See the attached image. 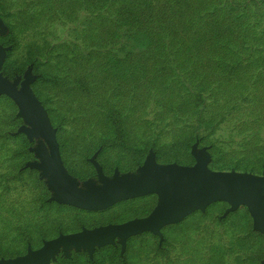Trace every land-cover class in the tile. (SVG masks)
<instances>
[{
  "label": "rangeland",
  "instance_id": "1",
  "mask_svg": "<svg viewBox=\"0 0 264 264\" xmlns=\"http://www.w3.org/2000/svg\"><path fill=\"white\" fill-rule=\"evenodd\" d=\"M190 1L194 26L196 14L203 12L202 26L215 12L243 30L234 24L209 50L204 31L199 40L187 25L171 30L161 6L154 21L134 26L149 0H0V44L8 49L2 72L19 88L29 81L46 103L65 167L86 196L103 185L98 165L109 178L141 181L148 161L156 174L195 170V150L208 154L213 170L264 174V0ZM220 44H232V52ZM12 101L17 128L13 104L0 100V261L61 235L169 211L172 200L201 191L133 197L99 212L62 202L53 173L28 165L42 161L36 149H50L20 132L25 119ZM112 114L125 126L120 145L105 143L114 134ZM20 134L34 144L28 148ZM42 264H264V227L245 204L232 210L220 200L160 234L93 248L74 243Z\"/></svg>",
  "mask_w": 264,
  "mask_h": 264
},
{
  "label": "water",
  "instance_id": "2",
  "mask_svg": "<svg viewBox=\"0 0 264 264\" xmlns=\"http://www.w3.org/2000/svg\"><path fill=\"white\" fill-rule=\"evenodd\" d=\"M7 56L8 49L0 44V96L10 97L20 107V116L26 123L20 132H25L30 139L43 138L48 144L49 152L36 149V153L43 157L42 161L29 163V166L45 174L53 173L51 184L60 196L58 198L60 201L73 203L86 211L99 212L133 197L167 195L190 189L201 191L194 192L187 202L172 200L169 211L161 210L151 217L61 235L26 257L3 260L0 264H42L49 261L60 248L69 247L74 243H82L88 248H93L95 245L113 243L118 238L126 241L131 236L147 231L160 234L165 227L179 224L194 212L205 210L220 200L228 201L232 205V210L245 204L255 224L264 227V174L213 170L208 154H200L198 150L194 153L197 158L195 170L185 171L172 167L168 171L156 174L151 162L148 161L144 168V179L141 181L109 178L98 165L103 185L96 188L92 195L86 196L65 167L58 131L48 109L32 91L30 82L26 81L19 88L17 83H12L4 76L2 69Z\"/></svg>",
  "mask_w": 264,
  "mask_h": 264
},
{
  "label": "trees",
  "instance_id": "3",
  "mask_svg": "<svg viewBox=\"0 0 264 264\" xmlns=\"http://www.w3.org/2000/svg\"><path fill=\"white\" fill-rule=\"evenodd\" d=\"M158 6H161L164 8V15L166 16L167 20H169L170 23H172V25H173L171 30H173L174 29L173 27L177 24H178L179 30H180V27L184 28L185 25H187V27L184 29V31L189 32L188 35H191L193 33H197L198 35L195 38H197L199 40L202 38V32L201 31H204L205 36L206 37L208 36V41H211V42H209V45H208L209 50L214 49V48H211L212 46H216L215 45L216 38L219 39V37H221L222 34L225 33L226 35H228L227 31L230 32V30H232V31L234 30V27H233L234 24L243 30V24L240 21H237V23L231 24L232 17L230 20L227 19L231 15L226 16V18L223 19V20L227 19L228 21H223L215 14V12H211L209 14L210 19H207V22H205L202 26H201L200 20L203 17V12H199L198 14H196V15H199L196 18L197 26H194V23H193L194 20H192L190 22V21H188V19L191 15L195 16L193 14V11L195 10L196 5L194 4V9L192 10L193 5H192V2L190 0H163V1H161V0H149V2L145 6L146 15L140 20H135L134 26H137V25L139 26L140 22H143V21L148 20V19L150 21H154V17H151L152 16L151 14L154 12H158L157 11ZM233 6H235V5H232L230 8H233ZM150 17H151V19H150ZM238 18L240 19V16L237 17V19ZM165 21L166 20L162 19L161 23H163ZM226 24H229V25H226ZM219 26H221V29H219ZM211 32H212V34H211ZM6 43L8 44V42H6ZM192 45L197 47V44H192ZM220 45H221L220 47H224V48H222V50L232 52L231 51L232 44H229V45L220 44ZM244 47L245 46H243V48ZM35 69L37 71V67H35ZM24 70L25 69L21 70V74L24 73ZM4 73L11 78L15 76L14 69L9 64H7L5 66ZM1 99H6L11 104H13V112L10 115V122L15 128H17L18 126H20V124H22V120L19 117H17V108H16L15 103L7 96H1L0 100ZM42 102L45 106H47L44 101H42ZM109 117H110V119L112 118L111 120H113L111 123H112L113 129H114V134L112 137L107 139L105 141V143H108V145H110V144L120 145V143H124L125 136H127L125 126L123 124H120V115H118V114L113 115L112 114ZM19 137L22 139L23 144L28 146V148L34 144L33 142H30L24 134H20ZM23 153H25L26 155H29L27 157V159L31 160L32 154H31V152L28 151L27 148L25 151H23Z\"/></svg>",
  "mask_w": 264,
  "mask_h": 264
},
{
  "label": "crops",
  "instance_id": "4",
  "mask_svg": "<svg viewBox=\"0 0 264 264\" xmlns=\"http://www.w3.org/2000/svg\"><path fill=\"white\" fill-rule=\"evenodd\" d=\"M5 96V95H4ZM10 98V97H9ZM25 121V120H24ZM32 154V156H33V158H34V154L33 153H31ZM34 162H36L34 159L32 160V161H29V163H34ZM29 163H28V165H29ZM32 168H34V167H32Z\"/></svg>",
  "mask_w": 264,
  "mask_h": 264
}]
</instances>
